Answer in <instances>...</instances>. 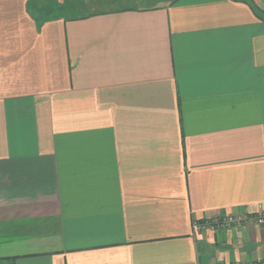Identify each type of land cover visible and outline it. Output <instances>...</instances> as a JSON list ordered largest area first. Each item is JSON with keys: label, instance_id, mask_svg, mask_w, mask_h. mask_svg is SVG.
Here are the masks:
<instances>
[{"label": "crops", "instance_id": "obj_1", "mask_svg": "<svg viewBox=\"0 0 264 264\" xmlns=\"http://www.w3.org/2000/svg\"><path fill=\"white\" fill-rule=\"evenodd\" d=\"M258 204L264 0H0V264H264L194 229Z\"/></svg>", "mask_w": 264, "mask_h": 264}, {"label": "built area", "instance_id": "obj_2", "mask_svg": "<svg viewBox=\"0 0 264 264\" xmlns=\"http://www.w3.org/2000/svg\"><path fill=\"white\" fill-rule=\"evenodd\" d=\"M264 226V205L258 204L256 211L252 213L243 212L239 214L215 215L202 221L194 222L197 232L222 231L228 229H239L248 225ZM233 264H254L235 262ZM263 264V263H260Z\"/></svg>", "mask_w": 264, "mask_h": 264}, {"label": "rangeland", "instance_id": "obj_3", "mask_svg": "<svg viewBox=\"0 0 264 264\" xmlns=\"http://www.w3.org/2000/svg\"><path fill=\"white\" fill-rule=\"evenodd\" d=\"M97 6H98V5H97ZM97 6L89 7L87 10H88V11H98L99 9H98ZM111 7H112V6H111ZM100 9H102V8H100ZM204 232H207V231H204Z\"/></svg>", "mask_w": 264, "mask_h": 264}]
</instances>
